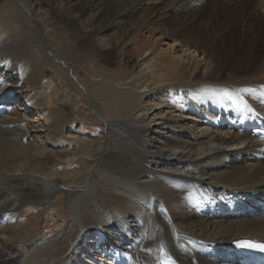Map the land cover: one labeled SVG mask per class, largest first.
<instances>
[{
    "label": "bare ground",
    "instance_id": "obj_1",
    "mask_svg": "<svg viewBox=\"0 0 264 264\" xmlns=\"http://www.w3.org/2000/svg\"><path fill=\"white\" fill-rule=\"evenodd\" d=\"M94 54L114 57L85 80ZM258 200L264 0H0V264H239L232 240H264ZM28 204L52 215L45 235L19 231Z\"/></svg>",
    "mask_w": 264,
    "mask_h": 264
},
{
    "label": "rangeland",
    "instance_id": "obj_2",
    "mask_svg": "<svg viewBox=\"0 0 264 264\" xmlns=\"http://www.w3.org/2000/svg\"><path fill=\"white\" fill-rule=\"evenodd\" d=\"M189 4H191V3H189ZM191 9H192L191 7L186 8V12L189 13L191 11ZM42 14H43V12H40L39 16H43V18L47 21V25L50 26V27H48L46 29V34H47V37L52 41V45H55L54 42H56V45L59 47L60 53L62 55H64V56H66V57H68L69 54L72 55V53H75L74 50H76V53H78V48H76L75 46L74 47H72V46L70 47L68 45V43H67L68 39H69V41H73L71 37H68L67 40H66V38L63 41L61 40V37L63 35H65L64 34L65 31L63 30V28L61 26L62 24L59 23V21L51 19V18H49V17H47L45 15H42ZM154 37L152 38V40L156 39V36H154ZM166 45H162L163 48H167L168 44H166ZM171 52H172V54L174 56H175V54H176V56L178 55L177 57L175 56L176 59L179 58V55H180V57L182 59H185L184 58L185 54H189L188 51L186 53L183 52V51L181 52V50H179V48L174 49L173 51H172V48H171ZM102 55H104V56H102ZM102 55L101 54H94V56H92V57H90V56L89 57H84V58L82 57L81 58L82 59L81 63L78 64V62H77L75 67L78 70L79 74L82 75V77L85 78V80H88V78H87L88 75L87 74H82L81 68L83 70H85L87 68L92 69V67L96 63L97 64H102V65H105V66L109 67L110 63H112L111 61L113 60V57H114L113 55H110V54H102ZM90 58L92 60H89ZM89 61H91V63L88 64ZM51 65H53V64H51ZM48 69L51 70L52 72L46 73L47 76H45L44 80H42V82H40V86H38L39 89H37V87H36L37 91L39 90L38 93H39L40 96H43V92L45 93L44 89L50 83L48 81L49 80V75L52 74V76L54 78L56 77V83L58 82L57 75L55 74V69L51 68V67H48ZM73 97H74V95H73ZM70 117L71 116L68 117L66 115L65 116H57L56 119H57L58 123L64 122L66 125L68 124L67 126L65 125L66 126L65 129H69V128H71V126L75 129L78 126H80L81 123H83L81 120H79L77 118H74L76 116H73V118L75 120H72ZM69 119L72 120V121L69 122ZM84 123H86V125H84ZM84 123L82 124L84 130L85 129L86 130L87 129H94L88 122H84ZM87 123H88V125H87ZM65 131L67 133H69L68 130H65ZM94 131H95V129H94ZM88 132L89 131L87 130V133ZM87 133H86V135H87ZM77 167H81V164L77 165L76 167L67 169V170H72V169L77 168ZM47 168L56 169V170H61L62 169V167L59 164H51V163L48 164ZM64 169H66V168H64ZM46 210H47L46 206H40L38 204H32V205L28 204V205H26V206H24L22 208H19V213L21 215V217L18 220L19 231H23V229H25V230H27V229L30 230L31 229V230H33V235L32 236L35 237V238L37 236H39V235H42V236L45 235L46 231L49 228H53L54 227L52 215L47 214L45 212ZM62 211H64L63 208L60 209V213H58L56 216L59 217V218H62L63 213H65V212H62ZM58 222H60V221H58ZM28 243H29V241L24 240V239L21 240V241H18L14 245V248H11V249L8 250V254L7 255L9 257L17 258L19 256L18 254L22 253L26 249V245ZM10 264H13V262H11ZM71 264H73V263H71Z\"/></svg>",
    "mask_w": 264,
    "mask_h": 264
},
{
    "label": "snow or ice",
    "instance_id": "obj_3",
    "mask_svg": "<svg viewBox=\"0 0 264 264\" xmlns=\"http://www.w3.org/2000/svg\"><path fill=\"white\" fill-rule=\"evenodd\" d=\"M245 91H247V89H245ZM243 246L249 247V248H259L261 251H264V245H261V244L244 242ZM161 264H173V262L171 260H167V261H162Z\"/></svg>",
    "mask_w": 264,
    "mask_h": 264
}]
</instances>
